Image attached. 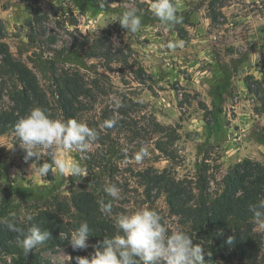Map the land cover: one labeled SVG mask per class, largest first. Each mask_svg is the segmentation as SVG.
Listing matches in <instances>:
<instances>
[{"label":"rangeland","instance_id":"rangeland-1","mask_svg":"<svg viewBox=\"0 0 264 264\" xmlns=\"http://www.w3.org/2000/svg\"><path fill=\"white\" fill-rule=\"evenodd\" d=\"M173 2L183 22L165 32L150 11L152 0H107L104 9L100 0H0L2 41L36 73L50 96L55 63L59 70L78 68L98 79L112 94L108 101L119 102L125 95L137 105L128 136L113 134L105 143V162L113 167L121 189L119 214L155 208L169 232L181 230L179 218L169 210L165 196L140 185L138 173L167 171L183 180L195 178L203 168L215 190L236 163L252 159L264 164V112L247 85L258 80L264 87V0ZM125 7L144 13L136 33L118 22ZM169 40L184 45L169 49ZM96 46L99 56L87 57ZM123 55L129 64L118 62ZM156 122L167 132H177L170 142L164 140L172 158L156 148ZM145 142L151 156L137 165L134 153ZM19 143L15 135L0 136V205L10 197L27 212L36 205L46 207L55 196L67 198L73 176L53 170L51 181L34 174L30 169L36 158L26 163ZM96 143L89 152L97 150ZM47 158L45 151L40 163ZM65 158L85 167L75 150ZM97 174L109 175L101 170ZM256 231L264 239V229L257 226ZM88 244L80 250L84 256L95 251L89 239ZM36 249L52 264H74L68 246ZM0 264H11V258L0 252ZM216 264L225 263L219 259ZM257 264H264L261 256Z\"/></svg>","mask_w":264,"mask_h":264},{"label":"trees","instance_id":"trees-1","mask_svg":"<svg viewBox=\"0 0 264 264\" xmlns=\"http://www.w3.org/2000/svg\"><path fill=\"white\" fill-rule=\"evenodd\" d=\"M33 28V24L30 25ZM5 28L0 20V136L15 135L14 126L26 116L30 109H46L53 119L77 118L95 128L99 139L95 142L97 150L87 153L85 177L70 178V195L67 198L53 197L46 207L34 206L23 212L21 206L10 197L0 205V252L11 258V264H52L46 261L37 249L25 254L17 233L9 231L3 221L11 220L15 213V223L27 230L35 225L51 232V238L43 245L46 248L68 246L72 261L76 256H84L80 250L74 251L68 243L71 232L87 221L91 234L89 240L98 245L104 236L116 234L115 220L120 208L112 201L111 215L100 211V200L111 201L103 192L107 185L115 183L114 169L105 162V143L113 134L121 135L132 125L135 103L125 95L117 101L109 100L112 95L106 85H100L98 79L88 78L80 69L52 70V96L40 84L36 73L22 60L16 58L7 43L3 42ZM33 39L31 38V41ZM98 47L86 52L87 57H98ZM121 63L129 64L123 55ZM143 72V71H141ZM249 90L256 94L264 112V87L258 80L247 82ZM115 118L117 124L112 128H101L105 120ZM165 130L159 123H152V132L159 135L156 148L166 157L172 158L169 144L176 136L174 129ZM133 133L136 131H132ZM17 141L19 139L17 138ZM46 162H50L47 158ZM109 163V162H108ZM101 170L109 173L107 177L97 174ZM140 185L156 190L165 196L172 214L179 218L181 230L188 233L194 243L205 249L208 264H216L220 259L225 264H257L260 256L264 259V239L257 231V225L249 206L264 199V164L245 159L233 165L225 177L211 189L208 171L199 168L195 178L177 179L167 171L151 170L137 174ZM54 180V172L47 177ZM108 181V182H107ZM111 182V183H110ZM31 217V219H29ZM229 237L233 243L228 244ZM211 252V257L207 253Z\"/></svg>","mask_w":264,"mask_h":264},{"label":"clouds","instance_id":"clouds-1","mask_svg":"<svg viewBox=\"0 0 264 264\" xmlns=\"http://www.w3.org/2000/svg\"><path fill=\"white\" fill-rule=\"evenodd\" d=\"M106 4L107 0H100L99 6L104 9ZM150 11L159 20L165 32L183 22V17L177 14L178 8L173 0H152ZM143 15L141 10L125 7L118 15V22L127 32L136 33L142 27ZM183 45V41L169 40L166 47L175 49ZM119 106L117 102L116 107ZM116 124L117 120L110 118L100 127L112 128ZM14 134L26 153L24 161L27 163L36 158L30 170L41 177L47 176L53 170L61 175L86 177L87 168L77 161L70 163L65 154L69 150H75L80 153V160H86L87 153L99 139L97 130L89 127L86 122L77 118L53 119L47 110L41 107L30 109L26 116L20 118L14 126ZM45 151L50 162L43 161L41 164ZM150 156V144L145 142L134 153L133 159L140 165ZM129 162L126 157L124 163ZM103 192L112 200L105 202L101 199L100 211L111 215L112 201L120 199L121 189L113 183L105 186ZM249 211L255 224L264 229V199L250 205ZM11 216V220L3 222L9 231L22 238L20 243L26 255L51 238L49 230L35 225L25 230L15 223V213ZM115 226V235L104 236L98 245L93 246L95 251L89 256H76L75 264H208L203 246L194 243L192 237L183 230L169 232L162 214L155 208L143 206L131 213H120L116 217ZM90 234L89 223L83 221L71 232L68 243L74 251L86 250L89 247ZM227 243L232 244L233 237H229ZM207 256L211 257V252H208Z\"/></svg>","mask_w":264,"mask_h":264}]
</instances>
